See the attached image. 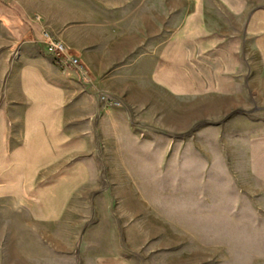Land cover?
Returning <instances> with one entry per match:
<instances>
[{
	"label": "rangeland",
	"instance_id": "rangeland-1",
	"mask_svg": "<svg viewBox=\"0 0 264 264\" xmlns=\"http://www.w3.org/2000/svg\"><path fill=\"white\" fill-rule=\"evenodd\" d=\"M19 1L42 41L4 44L12 34L0 24V264H264V91L248 81L240 110L200 98L194 122L168 98L165 116L128 92L126 69L93 70L96 48L117 65L110 21L142 0ZM46 35L82 68L59 66ZM23 52L64 82L25 94L14 82ZM63 86L70 102L52 107ZM119 116L120 131L103 130Z\"/></svg>",
	"mask_w": 264,
	"mask_h": 264
},
{
	"label": "crops",
	"instance_id": "crops-1",
	"mask_svg": "<svg viewBox=\"0 0 264 264\" xmlns=\"http://www.w3.org/2000/svg\"><path fill=\"white\" fill-rule=\"evenodd\" d=\"M15 4L12 7L7 0H0L1 27L12 34L4 44L16 45L31 36L27 46L35 48L31 38L42 41V25L24 14L26 10L19 0ZM122 7L127 8L126 19L121 21L116 16L110 21L114 35L110 37L108 53L111 61H118L117 65L110 63L106 67L107 52L96 48L93 70L96 76H103L110 68V76L118 77L120 70L126 69L133 77L132 86L128 81V92H141L144 108H162L165 115L168 98H172L182 102L176 107L187 108V117L195 115L194 120L191 118L194 122L200 98L217 95L230 101L228 108L240 110L246 106L248 81L255 93H263L264 0H175L169 5L166 0H142L141 4L127 3ZM120 27H125L126 33L119 32ZM80 46L87 49L86 42H80ZM4 49L5 52L7 46ZM89 53L83 55L87 60ZM17 63L25 67L15 69L14 82L22 85L23 92L32 98L35 82H64L66 75L52 67V63L47 69L40 66L48 61L36 52H23ZM56 88L54 92L61 96V101L52 99V107L69 103L70 87ZM15 106L23 107L21 103ZM118 118L103 119V130L120 131L126 122Z\"/></svg>",
	"mask_w": 264,
	"mask_h": 264
},
{
	"label": "built area",
	"instance_id": "built-area-1",
	"mask_svg": "<svg viewBox=\"0 0 264 264\" xmlns=\"http://www.w3.org/2000/svg\"><path fill=\"white\" fill-rule=\"evenodd\" d=\"M46 39V51L59 66L66 69L76 68L80 70L82 68L79 59L73 56L65 45L58 41L50 40L48 35H46Z\"/></svg>",
	"mask_w": 264,
	"mask_h": 264
}]
</instances>
